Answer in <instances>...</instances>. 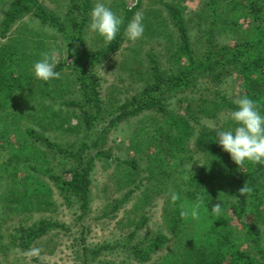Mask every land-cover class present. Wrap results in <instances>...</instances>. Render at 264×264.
Returning <instances> with one entry per match:
<instances>
[{"label":"trees","instance_id":"trees-1","mask_svg":"<svg viewBox=\"0 0 264 264\" xmlns=\"http://www.w3.org/2000/svg\"><path fill=\"white\" fill-rule=\"evenodd\" d=\"M216 1V2H215ZM140 1L132 8H124V25L121 31L111 44H104L101 49L85 50L80 37L87 26L88 14L93 7L92 0H69L65 17L60 20L52 10H48L39 0H13L4 12L1 21V34L6 35L11 25L20 19L26 13H31L43 25H54L62 34L65 35L67 42L73 41L72 31H77V45L83 49V57L80 59L78 79L82 84V103L70 100L64 101V105H80L83 117L80 121L85 122L89 127L94 120L87 110L89 107L96 109V113L102 110L100 78L96 75L94 67L97 63L115 53L123 42L124 27L127 22L136 14ZM165 15L152 14L149 18H144V35L153 38L155 42L165 38L166 48L162 55L169 62L176 74L167 73L160 69L159 61L148 53V68L153 75V81L147 80L143 88L135 93L131 99L125 100L120 105L112 103L114 107L111 111L121 110V113L108 123V128L103 129L101 140L94 139L88 144L86 140L68 145L61 142L52 141L44 134L32 127H26L24 134L19 133L14 142L3 151L7 154V160L0 164V176L8 173L12 176V183L9 186L8 206L10 211L18 213L43 210L51 203L53 188L41 180L36 175L29 173V169L45 173V170L38 169L35 163L43 162L49 164V159L57 163L52 168V173L48 174V179L52 186L57 190L63 204L68 208L75 206L76 212L83 214L89 210L90 204V184L91 171L94 168L96 158H108L109 153L103 149L109 134V127L114 126L116 121L128 116L134 117L144 110H150L159 114V119L151 115L152 124L147 130L143 129L144 120L140 119V126L133 131L130 137L132 145L146 149L153 148L152 151L141 152L147 154V170L150 172L148 178L155 179L158 183L166 186L163 195L160 189L157 193L161 194L163 199V223L168 234H160L150 238H144L141 247L136 245L131 248L130 253L136 258L141 256V260H149L150 254L157 251L167 241L173 240L169 245V251L162 255L153 264H264V237L262 231L256 224H252L247 219H243L245 206L242 204H231L229 208L233 215L239 220V225L233 226L225 216L224 208L227 207V199L223 198L219 188L222 186L214 180L209 173L214 171L213 167L220 168L222 161L229 163L228 167L232 170L234 179L241 184V187L250 188L247 198L253 204V209L257 213V218L264 222V165L245 163L243 166H237L230 158L229 154L224 152L218 144L216 130L202 125L197 135L195 127L192 124H199V120L205 117L213 120L221 112H228V121L222 126L224 129L235 127L230 119V114L237 108V103L226 94L222 93L218 86L225 80V74L234 71L241 93L240 97L248 96L257 102L258 110L264 115V0H229L226 5L220 6L219 0H203L201 8L194 16H184L177 0L166 3ZM226 7V8H224ZM245 11V17L249 19L250 26L238 23L239 11ZM160 14V13H159ZM197 20L195 24L199 27L207 28L205 31V50L196 53L191 38L188 34L189 22ZM258 22V24L256 23ZM166 23V24H163ZM256 23V24H255ZM254 24V25H253ZM243 28L241 41H235L233 44H222L216 38V33L228 29L236 31ZM156 35L157 39L154 37ZM148 39L146 41H148ZM33 43V42H32ZM69 46L70 63L68 67L76 68L75 53ZM14 48V49H13ZM9 44L0 45V109L8 107L13 95L19 88H23L28 82H24L19 76L25 77L28 63H22L20 53L17 48ZM24 56H27L25 54ZM19 55V56H18ZM65 61L58 63L55 70L61 71ZM17 75L15 76L14 75ZM171 81L172 87L168 90L173 92L179 88H190L193 93H197L192 99L188 100L187 108L194 104L193 113L186 109L185 114H179L167 109L163 101L164 95L160 90L162 85ZM203 87V91L200 89ZM10 101V102H9ZM110 106V103L105 104ZM58 109V113H61ZM57 111L50 110V117L43 118L46 122H41L42 129H52L59 135L69 134L78 136L80 133L79 125H71L68 121L69 115L59 114ZM190 116V117H189ZM157 119V120H156ZM156 120V122H154ZM232 124V125H230ZM193 139V142L189 141ZM141 146V147H140ZM0 144V157L3 154ZM151 152V153H150ZM149 153V154H148ZM48 154H51L48 156ZM199 156L196 158V156ZM207 157V162L201 166V173L188 175L184 180L179 181L180 176L174 173L176 167L182 163L192 162L197 164L199 159ZM47 158V159H46ZM166 158L171 162L166 163ZM42 159V160H40ZM17 161L13 165L12 161ZM34 165L29 162H34ZM26 162V163H25ZM29 163V164H28ZM127 170L123 175L126 181L136 179L139 174V165L134 158H125L119 161ZM21 164H25L21 166ZM56 168L59 170L56 171ZM10 169H13L10 171ZM55 169V170H54ZM209 170H213L209 172ZM9 171V172H7ZM4 172V173H3ZM205 172V173H204ZM208 173V174H207ZM210 182V183H209ZM215 182V183H214ZM174 184L175 186H172ZM139 187V185L137 186ZM146 187L143 190L144 196L140 202L151 201ZM240 191V190H238ZM132 189H129L118 199L115 198V204L111 211L116 210L118 204H122L131 195ZM176 199L173 200L172 196ZM223 198V199H221ZM245 198V197H244ZM221 203L222 212L219 216L211 212L214 204ZM4 207V212H7ZM194 213H196L194 215ZM80 217V216H79ZM146 221L144 214H141L137 220H133L134 227H141ZM50 227H60L68 230L65 225L59 222H52L46 219H39L37 223L28 227L18 228L20 234L17 246L22 250H28L30 246L40 237H42ZM264 232V231H263ZM133 233V232H132ZM105 246L92 250L94 255H99ZM130 248V247H129ZM38 264H45L38 261Z\"/></svg>","mask_w":264,"mask_h":264},{"label":"rangeland","instance_id":"rangeland-1","mask_svg":"<svg viewBox=\"0 0 264 264\" xmlns=\"http://www.w3.org/2000/svg\"><path fill=\"white\" fill-rule=\"evenodd\" d=\"M12 1L0 0V23L4 17V12ZM39 1L48 10H52L58 15L57 17L60 20L65 17L69 0ZM138 1H140L141 5L136 13H142L144 18H149L152 14H158L159 16L165 15L166 10L164 4L170 3L172 0H103L106 6L111 8L120 17H123L125 7L130 9ZM177 1L184 16L188 17L194 16L193 14L198 12L203 2V0ZM205 1L212 2V0ZM219 1L220 6L223 7L227 6L226 3L229 0ZM95 2L96 0H92L93 6ZM239 14L238 23L250 26L248 23L249 19L247 16L245 17L244 9H241ZM87 17V26L84 29L83 35L80 37L83 48L92 51L101 49L105 43L100 36L89 31V14ZM193 18L194 21L189 22V29L187 31L196 53H200L205 50V31L207 28L199 27L198 24H195L197 18ZM143 22H145L144 19ZM256 23L258 24V22ZM243 28H239L236 31L226 29L217 32L216 38L222 44H233L235 41H241L239 38L243 35ZM1 29L0 24V45L9 44L12 45V48L15 46L20 53L19 58L22 61L20 65L25 62L28 63V67L25 69L27 74H25V77L20 75L19 78L24 82L27 81L29 84H26L23 88H19L15 92L16 94L13 95V99L10 100L11 103L8 104V107L6 106L0 109V144L4 149L2 152L6 151L11 142L15 141L17 134H24L26 127L34 128L52 141L68 145L75 144L76 142L79 143L83 140H86L90 144L96 138L101 140L103 129L108 128L107 126L110 124L109 122L112 118L121 113V110L118 109L114 112L111 111L114 108L112 103L120 105L125 100L131 99L135 93L139 92L147 80L153 81V75L148 68L150 63L148 53H151L159 61L161 70H166L167 73L173 72L174 75L176 74L172 68L173 65L171 66V62L168 59L166 60L162 55L166 48L165 38L158 41V38L154 35L158 41L157 43L155 39H148L149 36L143 34L140 39L131 41L123 34V42L118 50L97 63L94 67L96 75L100 78L99 89L102 110L98 114L95 111L96 109H91L92 106L87 109L90 114L96 116L90 123L91 125L87 127L85 122L80 121L83 117L82 110L84 107L63 104L64 101L70 100L77 101L80 104L82 103V84L78 76L80 73L79 61L84 55L83 49L77 45V31L70 32L73 41L69 43L65 35L62 34V31H59L54 25L41 24L31 13H26L13 23L5 36H2ZM147 39L148 41H146ZM68 44H70V48L74 49L73 53L76 54V68L67 66L71 60L70 57H67L69 53ZM24 50H29L25 51L27 56H24ZM45 53H54L57 64L65 61L64 66L59 71L60 78L57 80L43 82L37 80L32 75V64L42 59ZM231 72L232 74L226 73L224 75L225 80L219 84L218 88L227 97L231 98L235 103H238L241 90L237 82L236 73L234 71ZM168 83H171V81H167L166 84L162 85L160 90H156L155 92L157 94L163 90L162 94L165 98L163 101L166 103L167 109L179 114H185L186 109H189L191 113L195 112L194 109L196 107L194 108V104L192 103L189 108H187V104L190 103L188 100L197 96V93H193L189 87L184 90L183 88H179L176 91L168 93V90L172 87ZM200 89L203 91L202 86H200ZM108 103H110V106L104 109L105 104ZM58 109L62 110L61 113H58ZM50 110L57 111L58 115L63 114L66 117L69 115L68 121L71 125L80 123L78 130L80 133L78 136L69 135L68 133L59 135L58 132L52 131L50 128L42 129L40 123L46 122L43 118L50 117ZM188 114L186 113L185 115L188 116ZM151 115H154L161 121L159 114L156 112L144 110L137 116H128L120 119L116 121L114 126L109 127L110 131L102 148L110 156L108 158L101 156V158L95 159L94 168L90 176L89 210L84 215L76 212L75 206L68 208L63 204L57 190L52 186V182L47 177L48 174L52 173V168L57 163V158L55 160L49 159L50 163L46 165L43 162H29L32 165L35 163L38 169L46 171L45 173H39L38 171L29 169V173L36 175L46 182L51 189L53 188L54 193L50 199L51 203L53 202L54 204L48 206V208L46 207V209L42 208L43 210H32L30 212L21 210L18 213L10 211L7 208L8 192L13 178L10 174H2L1 172L0 264H38V261L45 264H153L162 255L167 253L169 251L168 246L173 243L172 238L162 247L158 248L156 252L151 253L149 260H141L140 255L134 258L130 253L131 248L134 246L138 245L141 247L142 245H146L147 242L142 244L144 238L168 234L163 223V199L161 197L165 193L164 189L166 186L161 182L156 186L158 181L153 178H148L150 172L147 170V154L144 151H152L153 148L149 147V149L145 150L146 146L144 145L139 148L132 145L130 139L133 136V131L139 128L140 119L144 120V130L151 127ZM227 121V111L221 112L213 120L202 117L199 120V124H194L193 120H191L195 127L194 137L202 125H206L211 129L226 130L222 126ZM192 142L193 139L189 141L190 145ZM140 150L144 151L141 152ZM50 155L48 154V156ZM198 157L197 155L196 158ZM125 158H134L138 162L140 171L134 181H126L123 176L127 170L122 169L124 165H121L119 161ZM6 160L7 154L5 155L3 152L0 157V164ZM165 162L169 164L171 160L166 158ZM205 162H207V157L199 159L197 164H193L192 162L182 163V165L175 168L174 173L180 176L179 181L184 180L188 175L197 172L201 173L199 171L201 167L199 164H204ZM12 163L13 165L11 167L15 166L17 161L14 160ZM23 165L25 164H21V166ZM228 165L229 163L222 161L220 168L215 166L213 167L214 171L209 170V172L213 171L209 173L210 176L222 185L220 188L217 185V190L219 189L223 198L227 199V207L224 208L226 219L231 221L233 226L239 225V220L232 214L229 206L231 204H242L243 207L245 206L244 209L246 211L243 219H247L250 223L256 224L260 228V231H262L264 237V222L257 218L253 204L248 201L247 193L242 194L241 184L234 179L233 173L230 172L232 170ZM13 169H10V171ZM57 170L59 169L56 168ZM138 185L139 187H137ZM172 186L175 185L172 184ZM146 187L150 189L147 191L150 194L149 198H153L151 201L142 204L140 200L144 196L143 190ZM156 187L160 189L162 195L157 193ZM129 189H132L129 198L122 204H118L116 210L110 212L115 204L113 200L115 198L120 199ZM4 207L7 208V212L3 213ZM141 214H144L146 221L141 227L135 228L132 221L137 220ZM39 219L59 222L65 225L68 230L61 229L60 227H50L46 234L37 239L28 250H22L21 247L17 246L20 236L18 228L31 226L37 223ZM101 246L105 247L99 255H94L91 249L96 250ZM34 250H38V252Z\"/></svg>","mask_w":264,"mask_h":264},{"label":"clouds","instance_id":"clouds-1","mask_svg":"<svg viewBox=\"0 0 264 264\" xmlns=\"http://www.w3.org/2000/svg\"><path fill=\"white\" fill-rule=\"evenodd\" d=\"M89 17V31L100 36L106 44H111L124 25L123 18L107 7L103 0H96ZM143 19V14L138 12L127 22L124 34L129 40L135 41L143 36L145 31ZM56 65L55 54L45 53L42 59L32 64V75L43 82L57 80L60 78V72L55 70ZM230 119L235 124L234 128L213 129L217 132L219 146L229 154L237 166H243L246 162L264 165V115L258 110L257 102L248 96H242L238 100L237 108L231 112ZM199 165L204 166L203 163ZM250 191V188L241 189L242 194ZM172 199L175 200L176 196L173 195ZM211 212L219 216L222 212L221 203L214 204Z\"/></svg>","mask_w":264,"mask_h":264}]
</instances>
